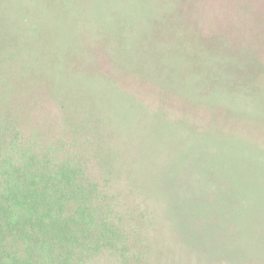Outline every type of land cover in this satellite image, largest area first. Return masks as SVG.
Listing matches in <instances>:
<instances>
[{
	"label": "rangeland",
	"instance_id": "obj_1",
	"mask_svg": "<svg viewBox=\"0 0 264 264\" xmlns=\"http://www.w3.org/2000/svg\"><path fill=\"white\" fill-rule=\"evenodd\" d=\"M18 150L120 234L79 264H264V0H0Z\"/></svg>",
	"mask_w": 264,
	"mask_h": 264
},
{
	"label": "trees",
	"instance_id": "obj_2",
	"mask_svg": "<svg viewBox=\"0 0 264 264\" xmlns=\"http://www.w3.org/2000/svg\"><path fill=\"white\" fill-rule=\"evenodd\" d=\"M18 152L0 158V264H79L95 248L116 246V228L96 224L82 164L52 167Z\"/></svg>",
	"mask_w": 264,
	"mask_h": 264
}]
</instances>
